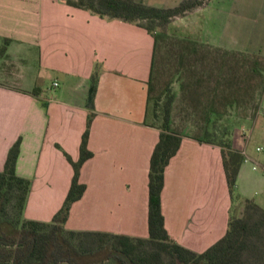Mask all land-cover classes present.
<instances>
[{"label": "crops", "instance_id": "1", "mask_svg": "<svg viewBox=\"0 0 264 264\" xmlns=\"http://www.w3.org/2000/svg\"><path fill=\"white\" fill-rule=\"evenodd\" d=\"M135 1L170 9L184 0ZM175 23L199 44L264 57V0H209ZM6 41L0 53V172L21 139L16 173L31 183L24 218L49 223L62 209L74 176L66 154L79 160L93 116V157L80 173L86 191L65 227L148 239L150 163L160 140V130L145 123L154 37L135 23L102 18L68 0H0V50ZM233 148L245 157L239 202L264 208V170L257 173L246 148ZM233 206L221 148L184 137L162 191L170 237L203 253L225 236Z\"/></svg>", "mask_w": 264, "mask_h": 264}, {"label": "trees", "instance_id": "2", "mask_svg": "<svg viewBox=\"0 0 264 264\" xmlns=\"http://www.w3.org/2000/svg\"><path fill=\"white\" fill-rule=\"evenodd\" d=\"M208 1L184 0L175 8L160 9L139 4L135 0H68L70 5L90 10L102 18L135 23L145 28L155 39V54L148 83L145 123L160 130V140L155 147L150 163L149 238L74 232L65 227L72 205L79 201L86 191V185L80 183V173L84 163L93 157V153L88 149L93 121V116H90L82 138L79 160L75 162L66 154L67 160L74 169L72 185L62 209L49 223L24 218L31 183L16 173V165L21 151V139L10 149L5 168L0 172V264H79L78 257L92 255L107 249L111 251V256L118 258L124 264H264V208L253 200L242 201L245 205L243 215L236 217L232 214L225 236L203 253H195L175 242L166 230L162 213L165 171L172 158L178 153L182 140L186 136L180 135L171 128V107L175 99L173 94L169 95L165 104L163 124L157 126L149 123L154 99L153 78L157 48L159 39L162 37V34H156L154 29L165 28L174 19L185 17L206 5ZM185 41L190 48L196 51L209 47L192 40ZM8 43V41L5 42V46L0 50L1 54L6 51ZM226 53L232 52L226 51ZM233 54L249 55L237 52H233ZM259 74L262 76L261 72ZM98 79L96 71L92 76L94 93L97 89ZM33 95H37V90L33 92ZM216 101L212 99L209 106L208 123L218 120L220 116L226 114L229 108L249 105L245 103L246 101L240 100L235 92H231L223 98L221 108L216 106ZM157 105L158 102L155 101L152 112L153 116L158 118ZM259 108V104L256 105L253 108V113L249 115L247 113L243 118H255ZM191 138L200 143L212 144L221 148L228 187L232 198H235L238 176L245 161L244 155L234 150L230 137H222L219 143L200 137ZM10 208L16 211V223L17 226H20L21 231L19 238L9 236L1 227L2 218L7 215Z\"/></svg>", "mask_w": 264, "mask_h": 264}, {"label": "rangeland", "instance_id": "3", "mask_svg": "<svg viewBox=\"0 0 264 264\" xmlns=\"http://www.w3.org/2000/svg\"><path fill=\"white\" fill-rule=\"evenodd\" d=\"M175 22L176 19L163 29H154L162 37L157 48L154 99L149 123L157 126L163 124L165 104L169 95L173 94L171 128L174 131L186 137L211 139L215 143H219L222 137H230L232 147L246 148L248 155L258 163L257 173L262 174L264 136L260 132L264 124L263 56L226 53L210 47L196 51L187 45L185 40L189 39L180 34ZM7 66L10 67L9 64ZM231 92L237 93L239 99L249 105L229 108L225 115L208 123L212 99L217 100L216 106L221 108L223 98ZM155 101L158 102V118L152 112ZM258 104L260 108L255 117L258 118L244 119L243 116L252 114ZM258 147H262V151L258 152ZM239 198L240 193L237 192L232 210L236 217L243 215L245 206L244 202H239ZM16 221V211L10 208L2 218L1 227L9 236L19 238L21 231ZM77 260L79 264H124L111 256L109 249L80 256Z\"/></svg>", "mask_w": 264, "mask_h": 264}, {"label": "built area", "instance_id": "4", "mask_svg": "<svg viewBox=\"0 0 264 264\" xmlns=\"http://www.w3.org/2000/svg\"><path fill=\"white\" fill-rule=\"evenodd\" d=\"M58 85H59V84H58L57 82L54 83V86H55V87H58ZM261 150H262L261 148H258V151H261Z\"/></svg>", "mask_w": 264, "mask_h": 264}, {"label": "water", "instance_id": "5", "mask_svg": "<svg viewBox=\"0 0 264 264\" xmlns=\"http://www.w3.org/2000/svg\"><path fill=\"white\" fill-rule=\"evenodd\" d=\"M90 102H92V94H91V96H90Z\"/></svg>", "mask_w": 264, "mask_h": 264}]
</instances>
